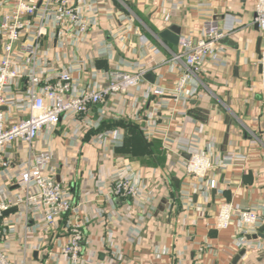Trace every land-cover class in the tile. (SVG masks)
Listing matches in <instances>:
<instances>
[{
	"label": "crops",
	"instance_id": "1",
	"mask_svg": "<svg viewBox=\"0 0 264 264\" xmlns=\"http://www.w3.org/2000/svg\"><path fill=\"white\" fill-rule=\"evenodd\" d=\"M8 4L0 0V11ZM254 4L102 0L114 18L100 12L84 42L57 50L59 66L83 62L99 71L143 69L145 77L123 106L108 100L97 128L73 134L71 127L60 126L37 140V147L50 151L58 164L56 180L71 189L74 210L57 230L32 234L27 231L33 223L15 210L3 214L0 241L14 264H67L60 252L75 220L84 223L82 257L98 264H264V239L236 247L240 234L235 220L226 230L215 227L223 202L254 209L261 217L257 232L264 224V90L257 64L264 36L253 22ZM207 20L215 21L224 37L186 86L185 100L175 103L171 93L185 64L171 61L179 44L158 34L174 27L179 38L195 43ZM73 78L88 80L79 73ZM154 88L163 90V96H149ZM98 109L88 115L93 122L99 119ZM115 121L136 128L103 124ZM108 130H119L120 139L113 143L107 137L104 150L93 146L95 137ZM164 132L172 134L170 142L163 140ZM193 150L212 161L205 178L185 174ZM115 159L126 160L132 176L146 183L150 204L140 207L132 199L109 196ZM2 188L11 191L0 179ZM6 221H11L7 227Z\"/></svg>",
	"mask_w": 264,
	"mask_h": 264
},
{
	"label": "built area",
	"instance_id": "2",
	"mask_svg": "<svg viewBox=\"0 0 264 264\" xmlns=\"http://www.w3.org/2000/svg\"><path fill=\"white\" fill-rule=\"evenodd\" d=\"M101 4L102 0H9L8 6L0 11V108H4L0 110V179L11 190L9 194L3 188L0 190V217L15 210L20 218L33 223L27 234L57 230L64 217L74 210L71 189L56 180L58 164L50 151L37 147V140L44 132L54 133L60 126L71 127L73 134L97 128L103 121L102 111L108 109V100L113 98L123 106L125 97H130L145 77L143 69L134 73L99 71L92 63L83 62L59 66L57 50L84 42L100 12L110 20L114 18ZM253 22L264 36V0H255ZM222 37L224 32L216 22L207 20L195 43L189 38H179L180 52L171 61H183L185 71L171 93L173 102L185 100L186 86L197 78ZM257 64L259 84L264 90V48ZM74 73L88 76L87 82L74 79ZM148 95L161 97L163 90L150 89ZM96 106L100 115L93 122L88 115ZM119 132L108 130L98 134L92 145L104 150L106 138L115 143L120 139ZM163 138L170 142L173 137L164 132ZM188 155L185 174L205 178L213 167L210 157L196 150ZM111 165L115 174L109 196L132 199L140 207L150 204L146 183L132 176L127 161L115 159ZM215 185L214 180L209 181V188ZM234 220L240 234L235 246H253L255 241L247 237L256 235L260 215L252 208L239 209L228 202L220 204L216 229L226 230ZM10 223L6 221L3 226ZM85 241L84 223L73 221L69 225V239L60 252L67 264H98L82 257ZM0 264H14L1 241Z\"/></svg>",
	"mask_w": 264,
	"mask_h": 264
},
{
	"label": "water",
	"instance_id": "3",
	"mask_svg": "<svg viewBox=\"0 0 264 264\" xmlns=\"http://www.w3.org/2000/svg\"><path fill=\"white\" fill-rule=\"evenodd\" d=\"M159 39L163 41H167L173 45H177L179 41L178 31L174 27H168L158 34ZM222 44H226V40H222ZM0 110H4V108H0ZM188 157V156H187ZM177 183V182H175ZM5 212L4 214H6ZM264 219V217H263ZM264 224L258 229V232L254 236L247 237V239H264Z\"/></svg>",
	"mask_w": 264,
	"mask_h": 264
},
{
	"label": "trees",
	"instance_id": "4",
	"mask_svg": "<svg viewBox=\"0 0 264 264\" xmlns=\"http://www.w3.org/2000/svg\"><path fill=\"white\" fill-rule=\"evenodd\" d=\"M109 124H107V122H105V123H103V124H105L107 127H109L110 125H113V126H124V127H133V128H136L134 125H132V123H130V122H121V121H115V122H112L111 124H110V122H108ZM152 153H157V150H156V148H152Z\"/></svg>",
	"mask_w": 264,
	"mask_h": 264
}]
</instances>
